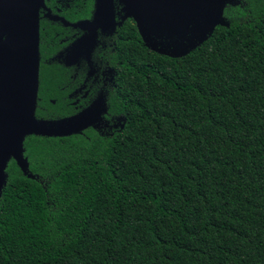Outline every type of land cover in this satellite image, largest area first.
Instances as JSON below:
<instances>
[{"label":"trees","instance_id":"obj_1","mask_svg":"<svg viewBox=\"0 0 264 264\" xmlns=\"http://www.w3.org/2000/svg\"><path fill=\"white\" fill-rule=\"evenodd\" d=\"M42 1L34 116L75 131L27 135L9 160L0 264H264V0H227L166 54L132 18L100 21L111 89L79 115L42 56L100 2Z\"/></svg>","mask_w":264,"mask_h":264},{"label":"water","instance_id":"obj_2","mask_svg":"<svg viewBox=\"0 0 264 264\" xmlns=\"http://www.w3.org/2000/svg\"><path fill=\"white\" fill-rule=\"evenodd\" d=\"M98 1L100 9L93 22L89 23L94 33L97 29L108 31L107 26L99 27L98 24L114 15V0ZM117 1L124 13L122 20L132 18L147 47L166 54L168 47L180 48L183 41L172 45L157 42L151 38L155 34L149 29L155 30L158 26L170 29L185 5L193 6L198 20L191 25L194 31L188 39L189 42L192 40L189 46H193L194 40L201 41L219 23L217 19L227 0ZM42 4V0H0V192L6 183L5 170L11 157L18 162L24 161L21 152L25 136H63L75 131L73 121H43L34 116L39 73V10ZM206 17L210 21L208 30L203 35L197 34L199 26L203 31L204 23L196 25Z\"/></svg>","mask_w":264,"mask_h":264},{"label":"flooded vegetation","instance_id":"obj_3","mask_svg":"<svg viewBox=\"0 0 264 264\" xmlns=\"http://www.w3.org/2000/svg\"><path fill=\"white\" fill-rule=\"evenodd\" d=\"M118 8L121 11L122 6L119 5L113 14L120 24L124 13H120ZM89 19H92V15H89ZM84 22L87 21L71 23L76 26L71 25L72 27L60 31L52 53L44 51L42 56L46 66L51 67L54 64L65 74L66 83L59 87L58 93H61L62 100L74 110L75 115L83 113L84 109L88 110L99 94L106 98L108 90L111 89L114 73L113 68L106 62V58L115 49V43L111 38L113 34L107 31L109 36L104 35L105 37L101 38L107 43L103 41L102 46L94 47L97 31L94 33L89 22L83 26ZM102 61L105 63L101 64Z\"/></svg>","mask_w":264,"mask_h":264},{"label":"rangeland","instance_id":"obj_4","mask_svg":"<svg viewBox=\"0 0 264 264\" xmlns=\"http://www.w3.org/2000/svg\"><path fill=\"white\" fill-rule=\"evenodd\" d=\"M193 5V4H192ZM119 10V8L117 9ZM120 11V10H119ZM193 6L190 7L189 5H185V7L182 9V14L174 19V24L173 26L169 29V27H163V26H158L156 29H149L150 33H154L155 35H151L152 39L157 40V42L162 41L163 44H176L181 41L189 42V35H193L194 28L191 27L192 24L197 23V17L195 16ZM196 11H197V6H196ZM148 12H151V10ZM121 13V11H120ZM204 23V29L203 31H200V26L201 24ZM210 25L209 19L206 17L204 20H201L200 23H198L196 26H199V29L197 31V34L201 33L203 35L207 30ZM97 34L95 35L94 38V47L102 46L103 41L107 43L106 40H101V38H104L106 36H109V33L106 30H101L97 29ZM108 33V34H107ZM186 44V43H185ZM183 44V46L185 45ZM192 46L189 47V49ZM112 48V45H111ZM186 51V50H185ZM105 62L102 61L101 64H104Z\"/></svg>","mask_w":264,"mask_h":264}]
</instances>
